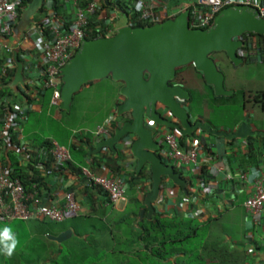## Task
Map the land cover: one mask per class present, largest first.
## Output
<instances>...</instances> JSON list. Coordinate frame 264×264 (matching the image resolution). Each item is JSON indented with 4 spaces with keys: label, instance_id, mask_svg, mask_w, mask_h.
I'll list each match as a JSON object with an SVG mask.
<instances>
[{
    "label": "crops",
    "instance_id": "obj_1",
    "mask_svg": "<svg viewBox=\"0 0 264 264\" xmlns=\"http://www.w3.org/2000/svg\"><path fill=\"white\" fill-rule=\"evenodd\" d=\"M173 1L174 0L168 3L167 12H162L158 7H156L154 11L160 14L164 13L163 17L167 15L168 17L177 15L186 11L196 0ZM137 2V0H130L127 1V5L131 8L133 3L137 4ZM125 25H127V18L126 23L117 28ZM16 48L22 52V54H25L26 49L30 50L24 64L29 63L30 66L32 65V68L30 72L26 73L24 71L25 77L28 79L26 85H19L25 98L17 95L9 84L6 86L9 88L12 95L6 93L0 99V120H2L1 114H3L4 110L7 111L4 117H8L9 120L13 122L19 121V112L26 113V117L22 122L20 121L21 125L17 131H15V134L13 133L14 135H11L16 139L14 144L10 137H8L5 127L3 126L0 129V137L5 140V142L3 141V146H0V164H7V155L10 152L17 158L19 164L24 167L29 162L31 154L37 151V146L48 139L58 142L60 146L67 148L70 152L73 149L74 154L71 153L72 158L70 161L72 165L66 163L63 166V170L55 169L52 173L47 172L45 169L44 171L41 170V175L45 177L46 184L51 193V196L44 201L45 204L61 207L67 202L66 193L73 190L75 192V200L81 207L78 215L68 216L64 222L56 223L69 227L66 230L60 228L59 233L61 234L67 230H72L73 234L70 237L72 238L75 233L73 225L76 224L85 232L84 235L89 237L97 235V229L103 223L105 224L107 222L114 232L118 230L122 235L126 229H120L118 223H120L126 215H130L132 224L135 218L131 213L127 214L128 210H137L140 220L148 215V211H146L144 217L140 218V213L142 209L145 208V195L151 189L152 182L150 180V175L148 173L142 179H139L136 176V160L131 156H128L127 160L124 162L121 160V155L116 157L110 149L106 148L103 149L102 152L95 153L90 157L89 148L94 149L97 147L99 139L96 140V132L99 127L106 125L110 118L115 119L112 122L115 123L116 108L122 100H124L120 94L123 84L111 79H105L84 86L80 93L86 88L90 97L86 106L81 109L82 116L86 119L89 116L97 115L102 110L101 117L93 125H89L86 121H83L80 123V130L74 129L71 123L66 122L63 117H59V115L62 116L61 114H66L67 116L70 113L60 109L61 101L54 99L53 92L51 98L46 95L49 89H44L41 85V61L43 58L35 49L32 41H29L25 35L23 41H21ZM254 59L255 60L250 59L245 61L242 64H264V61L256 58ZM224 61L225 60L222 61L221 66L225 67V63L228 61L232 63L229 59ZM183 72L185 74L190 72L188 75L191 77V80L196 82L195 87L188 85L192 92L199 90L205 91L206 97H209V99L212 98L211 101L217 104L218 108L229 105V97H216L215 93H213L214 90L212 92L211 89L203 86L199 81L198 75L191 72L190 68H185ZM101 84L111 86V91L109 93L100 92ZM38 88L44 92L43 95L39 94ZM245 88L246 87H244V91H241L244 99L248 92H252ZM235 92L234 90L232 96L235 95ZM257 94L258 96L263 95V103L258 102L261 99L255 98L256 94L253 99L247 95L250 100L249 102H254L248 104V101H246V103L244 100L245 105H243L244 107L242 108L243 117L239 119H230L229 121H213L200 113L194 115L193 109L191 108L193 101H189L186 104L195 122L203 120L206 123H210L217 130L234 131L245 120L246 116H249L253 129L255 131H264V91L260 90ZM101 100H104L105 103L101 102ZM99 104H102L103 108H100ZM47 122L49 123L46 124ZM49 124H55V128L62 133L60 139H63L65 144L59 141L58 134L44 133ZM11 126L13 127V125ZM69 128H71V131H69ZM200 135H203L201 143L205 145V147L199 154L200 158L197 166L180 165L175 161L168 160L165 155V146L162 138H159L163 146L162 149L158 151V154L166 163L171 164L177 171L181 172L189 183L187 184L188 193L186 194L179 186L172 184L166 179L163 184L161 197L154 204L156 212L163 213L169 218L177 216L184 218L188 217L201 224L211 221L207 240L213 242L218 239L222 243L219 246L224 244V247L227 249V255L222 259L224 261L220 264H264V220H261L260 223L254 222V219L249 215L245 207L247 198L255 192L254 184L256 180L264 177V140H262V138H250L248 140L228 141L224 137H215L203 132H200ZM251 149L255 152H252ZM82 159H84V161H82ZM110 160H115V163L121 168L120 179L124 184L125 198L120 204L112 207H108L109 204H103V201L106 200L104 195L92 193L87 190L91 187L88 188V186H85L82 175V169L88 167L97 175L115 176L108 166ZM214 171H217L216 174H213ZM144 172L147 173V170ZM243 174L246 175V178L242 177ZM133 177L135 179L132 181ZM210 184H213L215 190L214 193L209 196L204 193L203 187ZM240 203L241 205L239 206L238 204ZM238 206L241 207L242 213L238 214ZM186 210L191 214L187 215ZM231 211H234L233 221H235L234 227L231 225V229L233 231L234 229L238 230V227H240V229L242 227L243 241L236 240L232 234L225 232L224 228L218 227V221H220L224 214H229ZM84 219H86V221ZM92 225H98L99 227L94 228ZM259 227L262 231L260 234L258 233V235H256ZM131 228L137 231L132 226ZM251 231L252 237L249 236L251 235ZM59 233L58 235H60ZM58 235H48V239H50L49 236ZM103 238L108 240V235L105 234ZM127 241L128 239L123 236L120 238L119 243L123 246ZM160 261L164 262L163 260ZM171 261L175 263L176 258L171 259Z\"/></svg>",
    "mask_w": 264,
    "mask_h": 264
},
{
    "label": "water",
    "instance_id": "obj_2",
    "mask_svg": "<svg viewBox=\"0 0 264 264\" xmlns=\"http://www.w3.org/2000/svg\"><path fill=\"white\" fill-rule=\"evenodd\" d=\"M46 0H31L22 10L20 20L13 29V36L0 37V43L13 48L16 72L9 86L25 98L19 85L28 79L24 63L16 48L27 36L34 18ZM106 7L115 8L111 0H103ZM118 13L119 10H116ZM189 10L165 21L149 26L117 28L111 37L81 39V46L60 69L62 81L60 109L70 112L75 96L84 86L111 79L123 84L120 94L124 98L116 108V121L108 136H97V147L89 148V156L110 149L125 162L128 156L136 160V176L142 179L149 173L152 182L145 195V208L149 219L156 213L155 203L161 197L163 184L168 179L186 194L187 184L181 172L158 154L163 128L175 129L182 136L203 140L200 132L228 141L264 138V131H255L249 116L234 131L217 130L203 120L194 121L187 104L190 92L175 84L178 72L193 65L205 82L213 87L216 97H230L234 90L225 86V74L220 69L214 53L224 52L236 66L245 60L238 50L244 46L246 33L264 35V18L249 6L235 5L223 9L207 29L190 27ZM147 170V173L144 172ZM73 234L67 230L51 240L63 243Z\"/></svg>",
    "mask_w": 264,
    "mask_h": 264
},
{
    "label": "built area",
    "instance_id": "obj_3",
    "mask_svg": "<svg viewBox=\"0 0 264 264\" xmlns=\"http://www.w3.org/2000/svg\"><path fill=\"white\" fill-rule=\"evenodd\" d=\"M63 1L68 7V14L74 15L72 25L68 29H64L63 23L56 19L53 10H49L47 12L49 21L45 26L47 31L41 30L35 23L30 27L26 36L29 41H32L35 49L43 58L41 61V85L44 89L52 90L54 99L58 101H61L62 88V81L59 75L60 69L73 58L81 46V39L83 37L87 38L86 34L100 33L98 38L113 36L116 33L117 26L112 18L116 20L118 14L116 9L112 8L113 10L110 11L112 18L103 15V0H86V4L82 9L79 8L81 0ZM114 1L117 0H111V3L114 4ZM137 1V4L133 3L131 8L128 6L129 12L133 13L135 11L138 13L137 21L153 25L162 22L165 18L163 14L167 12L170 0ZM235 5L252 7L264 18V0H196L189 9L190 27L193 29H207L214 23L216 16L223 9ZM21 6L22 0H0V37L10 38L13 36V29L21 17L19 12L23 10ZM156 7L164 13L155 12L154 9ZM92 22L95 24L93 25L94 27H92ZM127 25L136 27L133 22L129 24L127 22ZM102 34L105 36H102ZM242 39L244 46L238 50L239 57L245 61L249 58L264 61V40L256 36V34L248 36L246 39L243 37ZM29 52L30 50L26 49L25 54H22L23 63L27 60ZM21 53L19 51V55ZM12 56L13 48L0 43V89L3 88L4 83L8 79L9 69L16 68ZM31 68L32 65L30 66L29 63L24 64L26 73L30 72ZM25 117L26 115L23 116L24 119ZM114 120L110 118L106 125L99 127L96 132L97 136H108ZM2 121L8 137L9 130L13 131L10 133L12 135L21 125V122L10 121L8 117H4ZM160 133L168 160L175 161L180 165H198L199 154L205 147L201 143L202 140L184 137L175 129L163 128ZM42 153L44 156L50 154L62 165L71 161L72 158L70 150L60 146L56 141H52V147L43 149ZM10 165L0 164V222L40 220L62 223L68 216L79 214L81 207L75 200V192L73 190L66 193L67 202L61 207L45 204L44 201L47 199L45 196H41L37 191H27L22 181L12 176ZM38 168L39 171H44L45 169L43 166ZM216 172L214 171L213 174H216ZM82 175L85 186L100 187L108 195L110 204L113 206L124 201V184L119 177L97 175L88 167L82 169ZM242 177L246 178V175L243 174ZM254 186L255 192L247 198L245 207L254 222L260 223L261 220H264V177L256 180ZM203 190L206 195L210 196L214 193L215 188L213 184H210L205 185ZM186 212L187 215L191 214L188 210ZM249 236H253L252 231Z\"/></svg>",
    "mask_w": 264,
    "mask_h": 264
},
{
    "label": "trees",
    "instance_id": "obj_4",
    "mask_svg": "<svg viewBox=\"0 0 264 264\" xmlns=\"http://www.w3.org/2000/svg\"><path fill=\"white\" fill-rule=\"evenodd\" d=\"M30 1L31 0H22L21 7L25 8ZM171 1L172 0L169 2ZM173 2H175V0ZM85 4L86 0H81L79 8H84ZM114 7L116 10H119L122 15H126L128 24L133 22L136 27L152 25L137 21L138 13L135 11L133 13L129 12L127 1H114ZM189 9L190 7L187 8V10ZM49 10H53L56 19H59L61 23H63L64 29H68L70 25H72L74 15L68 14V7L64 1L47 0L34 18L36 26L41 30H46L45 26L49 21L47 12ZM111 10L113 9L104 5L102 14L111 17ZM19 13L22 14V10ZM174 16L176 15L169 17L167 15L162 21ZM112 20L115 21V18H112ZM93 25L95 24L92 22V27H94ZM99 34L100 33L95 32L86 35L89 39H97ZM251 35L253 34L246 33L243 37L246 39ZM102 36L105 35L102 34ZM256 36L264 40V35L256 34ZM216 54V56L219 57L221 54L225 53L220 52ZM19 57L22 60V55H19ZM226 59H228L227 55ZM251 59L255 60L254 58ZM223 60L224 59H222V61ZM248 60H250V58L246 61ZM189 68L191 72L198 75L199 81L202 85L208 87L213 92V87L205 82L203 75L198 72L193 65L188 67V69ZM15 72V67L9 69L8 79L5 82V86L0 89V99L6 93L12 95L9 88L6 86L11 82ZM189 73L190 72H188V74ZM188 74H185L183 70L178 72L174 83L181 84L190 91V101H193L194 91L192 92L188 85L191 86L189 82L196 85V82L191 80V77ZM38 90L39 94H44L40 88H38ZM46 95L51 98L52 91L47 90ZM255 98L261 99L258 102L263 103V95L258 96V94H256ZM74 102L69 113L73 111ZM6 112L7 111L4 110L3 114H1L2 120L4 119ZM18 115V122H20V119L22 122L24 120L23 116L26 114L19 112ZM2 120H0V129L4 124ZM9 131L10 133L13 132L12 130ZM10 133L9 137L14 144L16 139L14 136H11ZM3 139L4 138L0 137V146H3V141L5 142ZM262 140H264V138H262ZM52 141L54 140L48 139L41 145H38L37 151L31 154L29 162L24 167L19 164V161L14 155H12V153L9 152L7 155V165L11 164L12 176L20 179L27 191H37L41 196H45L46 198L51 196V193L49 192L50 189L46 184L45 177L41 175V171H39L38 167L43 166L47 172L51 173L55 169H64V165L59 164L53 156L50 154L44 156L42 153L43 149H49L52 147ZM251 150L252 152H255L253 149ZM71 153L74 154L73 149L71 150ZM82 161H84V159H82ZM115 162V160H110L108 166L111 168L115 176L121 178V168ZM68 164L72 165V162L69 161ZM134 179L135 178L133 177L132 181ZM87 190L92 193L104 195L106 200L103 201V204H109L108 207L113 206L110 204L108 195L100 187L93 186ZM129 213L135 217L133 222L134 225L130 221V215H126V217L118 223L120 229H126L122 235L118 230L114 232L110 227V224L106 222L100 227L98 225H92L94 228L99 227L97 229V235L86 237V235H84L85 232L75 224L73 225L75 228L74 236L61 244L48 239V235H58L60 228L66 230L69 228L68 226L40 220L28 222L13 221L10 223L0 222V231L5 227L11 228L19 241L16 252L11 258H7L3 254H0V264H220L224 261L222 259L227 255V249L224 247V244L219 246L222 243L218 239L213 242L207 240L211 221L201 224L188 217L184 218L177 216L169 218L160 212H156L151 219L145 217L140 220L139 212L137 210H128L127 214ZM84 220L86 221V219ZM131 226L137 231H134ZM105 234L108 235V240L103 238ZM123 236H125L128 241L122 246L119 242L120 238ZM173 258H176L175 263L171 261ZM160 260H163L164 262H161Z\"/></svg>",
    "mask_w": 264,
    "mask_h": 264
},
{
    "label": "rangeland",
    "instance_id": "obj_5",
    "mask_svg": "<svg viewBox=\"0 0 264 264\" xmlns=\"http://www.w3.org/2000/svg\"><path fill=\"white\" fill-rule=\"evenodd\" d=\"M126 23V17L125 15L117 14L115 24L116 26H120L122 24ZM222 59L225 61L228 60L226 59L225 54H221L220 56ZM224 61V62H225ZM225 67L221 66V70L225 74V86L226 88H231L229 90H235V95L234 97H229L230 100L228 102V106H222L220 108L217 107V104H215L209 97H206L205 91H195L194 92V98H193V114L196 115L198 113L205 115L207 118L213 120V121H229L230 119H239L243 117V111L242 108L245 105V102L248 101V104L253 103L249 102V97L254 98V95L257 94L258 91L262 90L264 91V64H242L239 66H235L234 64L230 63L229 61L225 63ZM191 87H195V84L192 82H189ZM111 86L106 85V84H101L100 92H110L111 91ZM245 89L248 91L247 95L244 96L241 93V91H244ZM89 93L87 92V89L85 88L81 93L79 92L76 96L75 102H74V108L73 111L66 116V114H61L62 116L59 115L60 118L63 117V119L66 122H69L73 125L74 129H79L80 123L83 121L87 122L89 125H93L97 120L100 119L101 117V111L95 115V116H89L86 119L82 116V107L84 108L89 100ZM101 102L105 103L104 100H101ZM247 103V102H246ZM219 104V103H218ZM100 108H103L102 104H99ZM224 109V110H223ZM47 122L46 124H48ZM44 124V125H46ZM55 124H49L47 126V130L45 129L44 133H55L58 134L59 136V141L62 144H65V141L63 139H60V135L62 136V133L55 128ZM49 130V131H48ZM69 131H71V128H69ZM239 206L241 205L238 204ZM237 207V212L242 213L241 207ZM233 213L234 211H231L229 214H224L223 217L218 221V227L219 228H224V231L232 234L236 240L243 241V234H242V227H238L237 229H234L232 231V227H234L235 221H233ZM241 230V231H240ZM260 227L258 228V233H261ZM240 232V233H239ZM221 237V236H220ZM219 237V238H220ZM226 238V237H225Z\"/></svg>",
    "mask_w": 264,
    "mask_h": 264
},
{
    "label": "clouds",
    "instance_id": "obj_6",
    "mask_svg": "<svg viewBox=\"0 0 264 264\" xmlns=\"http://www.w3.org/2000/svg\"><path fill=\"white\" fill-rule=\"evenodd\" d=\"M18 244V238L11 228L5 227L0 231V254H3L7 258H11L16 252Z\"/></svg>",
    "mask_w": 264,
    "mask_h": 264
},
{
    "label": "flooded vegetation",
    "instance_id": "obj_7",
    "mask_svg": "<svg viewBox=\"0 0 264 264\" xmlns=\"http://www.w3.org/2000/svg\"><path fill=\"white\" fill-rule=\"evenodd\" d=\"M217 54L216 53H214L213 54V57L215 58V59H217V61H218V64H221L222 63V58L219 56V57H217L216 56Z\"/></svg>",
    "mask_w": 264,
    "mask_h": 264
}]
</instances>
